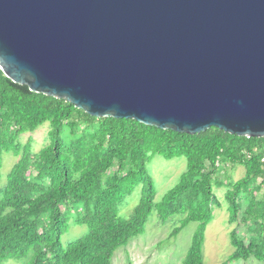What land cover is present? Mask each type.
<instances>
[{
	"label": "trees",
	"instance_id": "trees-1",
	"mask_svg": "<svg viewBox=\"0 0 264 264\" xmlns=\"http://www.w3.org/2000/svg\"><path fill=\"white\" fill-rule=\"evenodd\" d=\"M51 123L50 142L39 153L20 139ZM69 131V143L63 135ZM19 159L1 186L3 156ZM155 156L187 159L180 183L155 203L157 190L148 173ZM227 167H244L228 187L234 253L224 264L264 263V138H244L212 128L188 135L134 120L94 118L71 103L30 91L0 70V264H113L116 252L146 232L157 211L166 223L183 217L170 238L199 224L183 264H204L206 231L221 204L215 179ZM224 178V177H223ZM142 187V199L129 219L120 205ZM71 225L88 232L67 248Z\"/></svg>",
	"mask_w": 264,
	"mask_h": 264
},
{
	"label": "water",
	"instance_id": "water-1",
	"mask_svg": "<svg viewBox=\"0 0 264 264\" xmlns=\"http://www.w3.org/2000/svg\"><path fill=\"white\" fill-rule=\"evenodd\" d=\"M0 70L94 118L264 138V0H0Z\"/></svg>",
	"mask_w": 264,
	"mask_h": 264
},
{
	"label": "rangeland",
	"instance_id": "rangeland-1",
	"mask_svg": "<svg viewBox=\"0 0 264 264\" xmlns=\"http://www.w3.org/2000/svg\"><path fill=\"white\" fill-rule=\"evenodd\" d=\"M52 131L51 123H46L35 133L21 137L23 144L31 141L34 152L39 153L50 142L49 134ZM68 144L69 131L63 135ZM19 159L11 153L3 156V169L1 171V186L5 187L14 166ZM187 159L175 158L166 160L161 156H155L148 165V173L155 181L157 190L155 203L161 204L165 196L181 181V177L187 171ZM244 167H227L221 173L220 178L215 179L214 192L221 206L214 210V219L206 231V240L203 250L204 264H224L234 253L231 241V232L236 229L242 235L247 232L241 225H230L229 204L226 200L228 187L219 186L218 182H224L225 178L238 181L244 178ZM224 177V178H223ZM142 187H138L135 193L128 197L119 207L120 216L129 219L142 199ZM183 217H173L163 223L155 211L148 221L144 235L131 240L127 247L120 248L114 257L113 264H183L190 250L194 236L199 229V224L193 223L186 227L178 236L170 238L172 232L181 226ZM88 232L87 227L71 225L68 233L63 237V244L67 248L77 239L82 238ZM29 259L10 260L5 264H28ZM233 264H264L256 260L249 262L239 261Z\"/></svg>",
	"mask_w": 264,
	"mask_h": 264
}]
</instances>
